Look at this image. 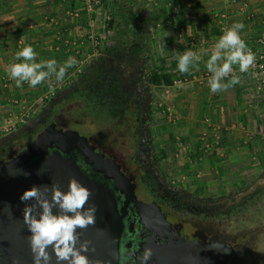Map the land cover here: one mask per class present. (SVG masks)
I'll return each instance as SVG.
<instances>
[{
	"label": "flooded vegetation",
	"instance_id": "1",
	"mask_svg": "<svg viewBox=\"0 0 264 264\" xmlns=\"http://www.w3.org/2000/svg\"><path fill=\"white\" fill-rule=\"evenodd\" d=\"M121 55L93 62L104 72L111 69L104 92L89 76L92 67L85 69L45 100L26 126L10 133L15 134L0 144V161L16 150L26 162L52 154L59 148L46 142L48 133L56 142L75 139L64 135L69 122H80L83 97L90 102L86 106L97 97L98 112L106 116L90 120L91 130L76 137L81 153L73 149L65 155L116 201L123 223L118 264H140L145 249L152 253L147 264H264V220L253 216L264 195V172L254 179L263 180L245 194L239 193L246 188L241 186L208 197L165 175L150 139L149 119L159 107L152 97L156 86L146 81L148 63L140 57L129 64ZM84 77L86 90L80 96L77 86Z\"/></svg>",
	"mask_w": 264,
	"mask_h": 264
},
{
	"label": "rangeland",
	"instance_id": "2",
	"mask_svg": "<svg viewBox=\"0 0 264 264\" xmlns=\"http://www.w3.org/2000/svg\"><path fill=\"white\" fill-rule=\"evenodd\" d=\"M65 1L67 2L68 0ZM173 1L174 0H79L80 3L78 4L76 2L77 5L75 8L67 9L63 13V16L67 15L68 17H71L70 20L66 19V22L64 21V25L71 23L73 25L71 28L74 32L70 35L67 34L66 31L63 32L64 25L61 27L59 26L61 22L57 19H63L62 15L59 17L56 14L49 12L42 13L40 21L45 23L42 25L45 28L44 31H50L51 34L54 33L55 37H51L52 40L47 44L44 43V41H47L50 38H47L46 40L44 38H40V49L44 50V52L39 56L40 60L54 58L58 64H63L67 58L71 56L77 60V64L67 70L63 80L56 81L53 76L44 81L40 85V89L39 86H37V90L32 89L33 92H31V94L34 97H29L28 103L32 104V100L34 98H37L40 94H42L43 90L48 89L51 79L56 81V84L59 85L58 87H61L60 89H64L67 85L77 79V77L82 74L85 69L87 70L89 65L97 59V56L102 54L101 49L104 48L105 43L109 41L111 37H114V32L119 28H123V17L127 15L129 16V14H135L130 13L132 7H134V12L136 9L139 11L138 13L141 15L143 25L145 24L148 28V33L145 30L143 35L148 36L147 40L149 43V49L147 50L151 58V63L153 65H165L166 63L173 65L171 66L172 69L170 68V70H168L176 75L173 80L181 79L180 83H172L170 87L159 86L153 88L152 97L155 101L154 103L156 105L161 103L165 107L169 104L167 102L168 100H172L173 96H180L182 92L186 93V90L195 89L197 92L201 93L200 91L203 89L202 84L200 85L190 82L193 80V77H188L187 74L185 77L181 78L179 74H177V57L172 54H166V48H169L168 50H172L176 47L178 39L181 37L180 32H182L173 26V23H169V20L166 21L164 18L165 16L167 18V15L173 16V13H177L178 10L181 12L184 9L180 0H176V2ZM186 1L187 3H196V1L200 0ZM63 2L64 0L62 3ZM171 2L174 3V6H168V3H170V5L173 4ZM185 8H191L192 15L196 16L197 8L195 5L192 4L188 7L185 6ZM223 8L224 7H222V9ZM186 11L187 10H185V12ZM171 12L173 13L171 14ZM224 12L225 11H223V13L218 12V17L223 18L221 15H224L225 17L226 13ZM110 17H113L114 21L119 23L116 27H107ZM52 27L57 30L54 31ZM190 48H192V46L189 44V46L186 47V50ZM183 52L185 51L181 50L180 53H177V56ZM37 62H39L38 59ZM192 69H194L193 73L197 74L196 68H190L191 71ZM197 76L200 77V75ZM259 81L264 83L262 77H259ZM38 90L40 91V94ZM258 91L263 93L264 85L260 86ZM259 104L260 106L255 109L251 107V109H253V113L258 112L256 115L259 118L258 123L260 132L250 133L247 127L242 129L244 133L242 132L241 136H243L247 142H249V139L251 142L250 144L242 143V145L239 146V149H234L233 151L229 149L225 150L221 140L222 133L226 132L227 135L229 132L226 131L228 128L225 130L217 128L215 133L210 136L212 138L211 141L209 138L210 133H206V142L209 141L208 144H210L208 147L202 146L200 143L199 137L201 136V133H189L188 140H191V142L189 141V146L181 147V144L179 143L180 145L178 144V146L180 148H174L175 145L172 143V138L176 135L180 137L177 126L185 124L183 120L184 116L182 117V115L179 114V111L176 110L177 116L180 117H172L174 114L170 115V111L173 110L170 105V107L168 106L169 109H165V112H162L159 108L153 109L152 116L149 119L150 139L153 147H156V149L161 147L166 151L167 157L162 161L160 166L164 171L163 173L168 177H171L172 180L179 181L178 184L180 183L182 187L185 186L189 190L194 191L200 190L201 193L203 192L205 197L219 195L225 192L231 193L234 188L245 186L246 188H244V191L239 192L241 194L247 191L251 184H255L257 181L260 183L264 176L258 177L254 180L257 176L264 172V103L260 102ZM42 105L43 103L40 102V104H34L32 106L31 109L33 111L30 112V119H32L35 114L40 111ZM232 106L235 107V104L233 103ZM226 108L229 109V106ZM79 112L78 118L80 122H69V128L66 130V134H64L67 138L79 136V133L81 132H89L91 130L89 121L97 119V114L94 113L93 110L89 112L86 107L80 108ZM171 118L173 120H177H175V122H171ZM202 123L208 124L203 120ZM236 128L237 126L234 127V129ZM14 134H10L7 137H5V135H0V144ZM239 135L240 134L237 133L236 137H239ZM253 135H255L257 141L253 140ZM250 137H253V139ZM196 145H198V147ZM197 148L201 153V160H197L195 158ZM88 153L93 160L98 162L92 152ZM158 153L159 150H156V155ZM230 154H232V156H230ZM19 155L20 151L16 150L10 154L8 159L0 161V166L7 165ZM234 159L235 162L233 163ZM236 159L237 161L240 159V162H236ZM229 160H231V162ZM249 182L251 183L249 184Z\"/></svg>",
	"mask_w": 264,
	"mask_h": 264
},
{
	"label": "crops",
	"instance_id": "3",
	"mask_svg": "<svg viewBox=\"0 0 264 264\" xmlns=\"http://www.w3.org/2000/svg\"><path fill=\"white\" fill-rule=\"evenodd\" d=\"M60 1L61 0H0V119L8 117L9 114L16 110V106L13 105L12 100L16 98L28 100L29 97H34L31 92H33L32 89H36L37 87H29L28 84L25 83L22 88H16L14 86V81L7 76L5 69L13 62H22L14 61L13 59L15 53L21 50L22 46L25 47L30 45L37 53L35 58L36 62L37 59L40 61L39 56L44 52L43 49H40L41 39L44 38L46 40L50 38L44 41V43L47 44L52 40L51 37H55L54 33L51 34L50 31H44L45 28L42 25L45 23L40 21L42 13L49 12L59 17L62 15L63 19H57L61 22L59 25L61 27L64 25V21L66 22V19H71L70 16H63L65 10L73 9L76 7L77 3H80L79 0H68L67 2L64 0L63 3V0ZM180 1L184 9L181 12L178 10L177 13L171 12V14L173 13V16L170 15L171 17L169 15H167V18L166 16L164 17L166 21L169 20V23H173V26L182 31L180 32L181 39H178L176 47L173 46L174 48L172 50L170 49L171 52L168 50L169 48H166V54H172L178 57L177 53H180L181 50H191L202 55V60L199 62L198 67H195L197 74L193 73L194 69L186 74L188 77H193V80L190 82L202 84L203 89L200 91L201 93L197 92L195 89L186 90V93L182 92L180 96H173L172 100H168L167 102L169 104L167 106L164 107L161 103H158L157 106L162 112H165V109H169L171 106L173 110L170 111V115L174 114L172 117H180L177 116L176 110L179 111L182 117L184 116L183 120L185 124L177 126L180 137L176 135L172 138V143L175 145L174 148H180L178 146L179 143L181 147L189 146L191 142L190 139L188 140L189 133H210L209 136H211V134L215 133L217 128H222L223 130L228 128V130H226L229 131L227 135L226 132L222 133L221 140L224 146L223 148L231 151L239 149L242 143L250 144L251 142L250 139L249 142H247V140L241 136L243 132L242 129L247 127L250 133L260 132L258 123L259 118L256 115L258 112L253 113L254 111L251 107L255 109L260 106V102L264 103V92L261 93L258 91L260 86H263L264 83L260 82L259 77L254 73L248 71L240 73L238 66L234 65L233 74L239 75V84L228 88L222 93H212L207 83L211 74L207 71L205 64L217 39L236 22H242L245 25L244 29L240 32V36L247 46L255 44L256 40L259 38L264 39V0H236V3H232L231 0H200L196 1V3H187L186 0ZM241 1H244L246 4L243 12L240 11L237 6ZM173 2H176V0ZM192 4L197 8L196 16L192 15L191 8H185V6L188 7ZM168 6H174V3L171 5L168 3ZM222 7L224 8L222 9ZM185 10H187L188 13L187 11L185 12ZM223 11H225L224 13H226L227 17H218V12L223 13ZM248 13L253 14L251 19L246 18ZM71 26H73L72 23L65 24L63 32L66 31L67 34H72L74 31ZM53 29L54 31L57 30L56 28ZM20 41H22L21 45L19 44ZM189 44L192 48L186 50ZM205 50L208 53L207 55L204 54ZM166 64L163 66L164 69L168 71L173 65ZM197 75H200V77ZM38 86L40 89V85ZM38 92L40 94L39 90ZM233 103L235 107L232 106ZM227 106H229V109L226 108ZM175 120L177 119L173 120L171 118V122H175ZM202 120L208 124H203ZM235 126H237L236 129H234ZM237 133L240 134L239 137H236ZM253 137L250 138L257 141L255 135H253ZM196 146L198 147V145ZM197 151L195 158L201 160V153ZM230 156H232V154H230ZM231 160L229 161L231 162ZM234 162L235 159L233 160V163ZM236 162H240V159L238 161L236 159Z\"/></svg>",
	"mask_w": 264,
	"mask_h": 264
},
{
	"label": "clouds",
	"instance_id": "4",
	"mask_svg": "<svg viewBox=\"0 0 264 264\" xmlns=\"http://www.w3.org/2000/svg\"><path fill=\"white\" fill-rule=\"evenodd\" d=\"M244 27L242 22L232 24L214 44L205 64L211 74L207 83L212 93L219 94L239 84L240 77L233 74V66H238L239 72L244 73L255 60L240 36ZM204 54H208L206 50ZM36 56L30 45L25 46L13 58L22 62H13L5 69L16 88H22L25 83L35 88L53 76L56 81H61L67 70L77 64V60L71 56L63 64H58L55 59L36 62ZM201 60L202 55L185 51L177 57V70L181 74L189 73L190 68L198 67ZM47 191V187L41 191L39 186L34 185L19 196L20 202L25 205L22 219L30 233L28 242L33 264H52L53 257L55 264H89L84 254L88 251V244L79 243L77 247V229L94 223L95 206L85 207L90 191L75 179L69 181L66 191L53 187L50 198L46 195ZM26 201H35V205ZM151 255V250L145 249L140 264H147Z\"/></svg>",
	"mask_w": 264,
	"mask_h": 264
},
{
	"label": "water",
	"instance_id": "5",
	"mask_svg": "<svg viewBox=\"0 0 264 264\" xmlns=\"http://www.w3.org/2000/svg\"><path fill=\"white\" fill-rule=\"evenodd\" d=\"M76 137L78 136L70 141L56 142L52 134L48 133L45 135L46 142H55L58 150L50 155L40 154V157L28 162L27 158L16 157L0 169V264H33L28 242L30 233L22 219L25 205L19 200L20 194L35 185L41 191L47 187L46 195L50 198L53 187L66 191L71 179L77 180L90 191L85 207L94 205L96 209L94 223L77 229V247L79 243L88 244V251L84 254L88 257L89 264H118L122 218L113 195L86 178L78 166L66 157L65 154L73 149L81 153L79 139ZM26 157L31 158L32 153ZM257 184L258 181L251 184L241 194L251 191ZM25 203L35 205V201ZM52 264H55L54 257Z\"/></svg>",
	"mask_w": 264,
	"mask_h": 264
},
{
	"label": "trees",
	"instance_id": "6",
	"mask_svg": "<svg viewBox=\"0 0 264 264\" xmlns=\"http://www.w3.org/2000/svg\"><path fill=\"white\" fill-rule=\"evenodd\" d=\"M137 9L134 12V7H132V10L130 13H135V14H129V16H124V24L123 28H119L114 32V37H111L109 41H107L104 45V48L101 49L102 55L98 58L100 60L105 58V56L114 54V53H119L120 55H124L125 59L129 64H134L138 61V58L141 57V59H144L145 62H147V75H146V81L153 85V86H171L173 82V78L176 76L174 73L170 71H166L164 69L163 65H153L151 63V58L148 54L149 49V43H148V36L143 35V32L146 30L148 33V28L144 24L143 25V20L141 19V15L138 13ZM132 15V16H131ZM119 23L117 21H114L113 17H110V20L108 21V28L111 27H116ZM130 26V27H129ZM141 41V42H140ZM150 41V40H149ZM121 55V56H122ZM98 59L96 61L98 62ZM96 63H93L89 66L88 69L92 67L89 71L92 73H89V76L91 77L93 75V83L94 85H99L101 90L103 92L106 90L105 88H102V85L105 86V81L109 80L110 77V70L108 72L102 71L101 68ZM101 69V70H100ZM106 73L108 74V77L105 76ZM181 78L185 76V74L178 73ZM84 80L81 81V83L77 86V88H80V96H82L83 93H85L86 87L84 84H86L85 77L83 78ZM77 92H74L76 94ZM73 94V93H72ZM97 94H102V91L100 93L98 92ZM84 95V94H83ZM99 97V96H98ZM94 105H87L88 102L83 99L81 100L82 104L84 107H88V111L94 110V113H97L98 110L102 111V108L100 105H98L96 102H100V99L97 97L93 100ZM106 102V101H105ZM92 103V102H91ZM33 111V110H32ZM99 111V117H97L96 120L99 118H103L106 116L105 112ZM102 113V114H101ZM264 113V112H263ZM37 114V113H36ZM35 114V115H36ZM157 150H159V153L156 155L157 160H164L167 155L164 149L159 147ZM259 200H262V202H258V204H255V207L253 208V216L256 218H261L264 220V195L263 197L258 198Z\"/></svg>",
	"mask_w": 264,
	"mask_h": 264
},
{
	"label": "built area",
	"instance_id": "7",
	"mask_svg": "<svg viewBox=\"0 0 264 264\" xmlns=\"http://www.w3.org/2000/svg\"><path fill=\"white\" fill-rule=\"evenodd\" d=\"M232 3H236V0H231ZM238 8L240 11L245 10V2L241 1L238 3ZM252 13H248L246 15L247 19L252 18ZM224 17V15H222ZM19 44H22V41L19 42ZM21 47V46H20ZM23 48V46H22ZM248 49L251 50V52L255 56V60L253 64L250 66L248 72L254 73L257 77H262L264 80V39L259 38L256 40L255 44H251L247 46ZM185 80V79H184ZM181 82V79H175L173 80V84H178ZM59 85L56 84V81L54 79L50 80V84L48 85V89L43 90L42 94H40L37 98H34L32 100V104H29L28 100L26 99H14L12 100L13 105L16 106V110L9 114L8 117H5L3 119H0V135H7L10 134L17 129H19L21 126L25 125L29 122L31 118L30 112L32 111V106L36 103H44L45 100L52 97L55 92L60 89L61 87H58ZM210 141L211 137L209 136ZM200 143L202 146L208 147L210 144L209 141L206 142V133H201V136L199 137Z\"/></svg>",
	"mask_w": 264,
	"mask_h": 264
}]
</instances>
